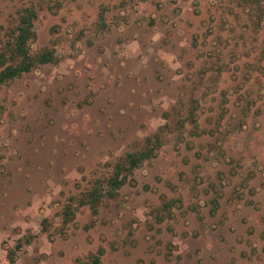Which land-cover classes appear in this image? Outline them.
Wrapping results in <instances>:
<instances>
[{
  "label": "rangeland",
  "instance_id": "obj_1",
  "mask_svg": "<svg viewBox=\"0 0 264 264\" xmlns=\"http://www.w3.org/2000/svg\"><path fill=\"white\" fill-rule=\"evenodd\" d=\"M26 18L0 264H264V0H0L8 64Z\"/></svg>",
  "mask_w": 264,
  "mask_h": 264
},
{
  "label": "trees",
  "instance_id": "obj_2",
  "mask_svg": "<svg viewBox=\"0 0 264 264\" xmlns=\"http://www.w3.org/2000/svg\"><path fill=\"white\" fill-rule=\"evenodd\" d=\"M35 37L33 24L28 19H23L14 36V45L11 48L10 60L5 59V55L0 54V85L6 84L16 78H19L23 73L30 71L34 66L54 62L55 54L52 52L41 54L38 57L31 56L29 43ZM153 150H143L138 154L128 156L126 169L127 173L132 172L140 164L152 158ZM123 180H115L114 187H119L123 184ZM10 264H13V259L9 257ZM93 264H100V260L95 259Z\"/></svg>",
  "mask_w": 264,
  "mask_h": 264
},
{
  "label": "crops",
  "instance_id": "obj_3",
  "mask_svg": "<svg viewBox=\"0 0 264 264\" xmlns=\"http://www.w3.org/2000/svg\"><path fill=\"white\" fill-rule=\"evenodd\" d=\"M0 244H1V242H0ZM0 256H1V251H0Z\"/></svg>",
  "mask_w": 264,
  "mask_h": 264
}]
</instances>
